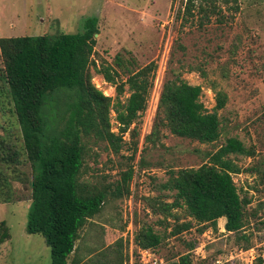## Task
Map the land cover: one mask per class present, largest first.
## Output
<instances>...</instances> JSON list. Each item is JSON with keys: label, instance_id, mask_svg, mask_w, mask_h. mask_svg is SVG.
Segmentation results:
<instances>
[{"label": "rangeland", "instance_id": "obj_1", "mask_svg": "<svg viewBox=\"0 0 264 264\" xmlns=\"http://www.w3.org/2000/svg\"><path fill=\"white\" fill-rule=\"evenodd\" d=\"M187 1L0 0V38L78 32L86 17L97 16L91 82L111 96L112 103L118 98L126 102L132 91L126 84L118 95L117 86L99 70L103 64L120 72L119 83L128 71L152 61L157 64L147 109L122 133L120 151L115 152L106 140L85 139L80 180L90 190L107 188L109 192L101 211L81 230L69 264H171L186 253L192 264H263L264 0H238V10L223 4V14H214L210 20L202 16L198 0L193 13L185 17ZM3 66L0 48V69ZM174 71L202 86L200 100L209 111H215L218 91L226 94V105L218 110L222 127L218 140L202 142L181 136L167 124L160 125L159 139H147L158 119L164 84ZM110 123L121 134L113 108ZM230 137H238L252 150L251 155H230L242 167L233 178L245 206L244 228L227 230L225 217L218 219L217 228L200 223L185 206L173 207L170 214L161 212L163 203L174 200V191L163 188L171 171L209 162L210 154ZM14 146L19 150L18 161L5 160ZM130 168L129 191L123 188L121 194H114ZM0 170L7 176L0 192V222L5 221L0 237L4 231L10 233L0 243V264H51L52 249L45 237L27 231L35 171L1 79ZM185 221L193 222L190 229L171 233L176 223ZM147 225L162 235V242L143 249L136 235Z\"/></svg>", "mask_w": 264, "mask_h": 264}, {"label": "trees", "instance_id": "obj_2", "mask_svg": "<svg viewBox=\"0 0 264 264\" xmlns=\"http://www.w3.org/2000/svg\"><path fill=\"white\" fill-rule=\"evenodd\" d=\"M195 1H187L185 17L193 13V6H197ZM198 1H201L202 16L207 20L214 14H223V4L236 10L239 8L238 0ZM98 20L97 16L86 17L83 29L78 32L0 38L4 58L0 79L11 97L27 156L35 171L27 231L45 237L52 249L51 264H69L81 230L101 211L109 192L107 188L90 190L80 180L85 139L106 140L115 152H119L122 133L147 109L157 69V64L152 61L128 71L126 79L119 83L120 72L113 65L103 64L99 70L106 80L117 86L118 95L124 92L126 84L132 91L126 102L118 98L112 103V97L91 82L89 66L97 44ZM117 58V64L121 66V59ZM201 92V85L189 83L174 71L164 84L158 119L147 139H159L160 125L167 124L173 133L181 136L202 142L218 140L222 128L218 110L226 105V94L218 91L215 111H209L200 100ZM111 108L116 112L121 134L111 129ZM9 149L11 153L4 159L18 161L17 147ZM232 153L251 155L252 150L238 137H230L226 144L210 154L209 162L197 168L171 171L163 188L174 191V200L164 201L161 212L170 214L173 207L185 206L189 215L200 223L217 228L218 219L225 217L227 230L243 229L246 211L233 178L242 167L230 157ZM132 176L133 169L130 168L114 194H121L123 188L129 191L128 182ZM6 178L0 170V192L4 191ZM3 224L5 221L0 222V228ZM192 225V221L176 223L171 233L179 234ZM9 234L4 231L0 243ZM136 242L143 249L154 248L162 242V235L147 225L137 233ZM261 263L264 264L263 259ZM171 264H192V259L186 253Z\"/></svg>", "mask_w": 264, "mask_h": 264}, {"label": "water", "instance_id": "obj_3", "mask_svg": "<svg viewBox=\"0 0 264 264\" xmlns=\"http://www.w3.org/2000/svg\"><path fill=\"white\" fill-rule=\"evenodd\" d=\"M98 34V33H97Z\"/></svg>", "mask_w": 264, "mask_h": 264}]
</instances>
